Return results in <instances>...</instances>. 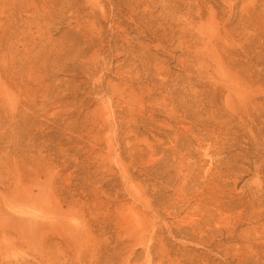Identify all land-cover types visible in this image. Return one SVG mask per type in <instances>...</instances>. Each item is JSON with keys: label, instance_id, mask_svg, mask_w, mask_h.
<instances>
[{"label": "rangeland", "instance_id": "374dc122", "mask_svg": "<svg viewBox=\"0 0 264 264\" xmlns=\"http://www.w3.org/2000/svg\"><path fill=\"white\" fill-rule=\"evenodd\" d=\"M264 0H0V264H264Z\"/></svg>", "mask_w": 264, "mask_h": 264}, {"label": "bare ground", "instance_id": "6f19581e", "mask_svg": "<svg viewBox=\"0 0 264 264\" xmlns=\"http://www.w3.org/2000/svg\"><path fill=\"white\" fill-rule=\"evenodd\" d=\"M264 229V228H263Z\"/></svg>", "mask_w": 264, "mask_h": 264}]
</instances>
